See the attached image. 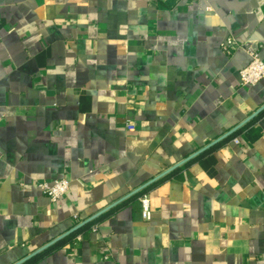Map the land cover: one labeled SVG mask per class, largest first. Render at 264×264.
Returning <instances> with one entry per match:
<instances>
[{
	"label": "crops",
	"instance_id": "0c3cea01",
	"mask_svg": "<svg viewBox=\"0 0 264 264\" xmlns=\"http://www.w3.org/2000/svg\"><path fill=\"white\" fill-rule=\"evenodd\" d=\"M251 52L264 0H0V264L259 110ZM60 178L51 202L37 183ZM151 184L149 221L132 195L34 264H264V108Z\"/></svg>",
	"mask_w": 264,
	"mask_h": 264
},
{
	"label": "built area",
	"instance_id": "2783aa9c",
	"mask_svg": "<svg viewBox=\"0 0 264 264\" xmlns=\"http://www.w3.org/2000/svg\"><path fill=\"white\" fill-rule=\"evenodd\" d=\"M233 44L232 39H227L223 45V49L229 51V47ZM261 80H264V61L259 58L256 52H251L247 64L239 71L240 86H252ZM126 128L128 130H133L134 126L131 123H127ZM234 141L237 142V139H234ZM37 186L51 202H56L68 192L70 181L66 178H60L55 179L52 182H38ZM138 201L141 209V218L145 221H149L151 217V210L148 195H141L138 198ZM75 217L76 216H74V218ZM95 229L96 225H93L92 230Z\"/></svg>",
	"mask_w": 264,
	"mask_h": 264
},
{
	"label": "water",
	"instance_id": "95a60500",
	"mask_svg": "<svg viewBox=\"0 0 264 264\" xmlns=\"http://www.w3.org/2000/svg\"><path fill=\"white\" fill-rule=\"evenodd\" d=\"M263 108H264V105L259 110H257L253 115H251L249 118H247L245 121H243L241 124H239L238 126H236L235 128H233L231 131H229L228 133L224 134L220 138L216 139L213 143H210L207 147L211 146L212 144L216 143L217 141H219V140L223 139L224 137L228 136L229 134H231L233 131H235L237 128H239L241 125H243L244 123H246L250 118H252L258 112H260ZM207 147H204V148H207ZM204 148L203 149H200L199 151H196L195 153H193L189 157H186L185 159L179 161L178 163H176L172 167L166 169L165 171H163L162 173H160L159 175H157L156 177H154L153 179H151V180L147 181L146 183L142 184L141 186H139L138 188H136L135 190H133L132 192H130L129 194H127L126 196H124L122 199L114 202L113 204H111L110 206H108L105 209L101 210L100 212L96 213L92 217H90V218L84 220L83 222L79 223L78 225L74 226L69 231L63 233L62 235H60L56 239H53L49 243L43 245L42 247H40L37 250L33 251L32 253L28 254L27 256H25L24 258H22L21 260H19L18 262L14 263V264H22L23 262L29 260L30 258H32L33 256L37 255L38 253L42 252L43 250H45L46 248H48L49 246H51L52 244H54L58 240L64 238L67 235H69L70 233H72L73 231H75L76 229H78L79 227L83 226L86 223H89L90 221H92L93 219H95L97 216H99L100 214H102L103 212H105L106 210H108L109 208H111L112 206L116 205L120 201H122V200H124V199H126V198H128V197H130L132 195H134L135 193H137L140 190L144 189L145 187H147L151 183L155 182L157 179L161 178L162 176L166 175L167 173H169L173 169L181 166L182 164H184L185 162H187L189 159H191L192 157H194L197 154H199L200 152H202L204 150Z\"/></svg>",
	"mask_w": 264,
	"mask_h": 264
},
{
	"label": "trees",
	"instance_id": "16d2710c",
	"mask_svg": "<svg viewBox=\"0 0 264 264\" xmlns=\"http://www.w3.org/2000/svg\"><path fill=\"white\" fill-rule=\"evenodd\" d=\"M152 187V184L148 185L147 187H145L144 189L140 190L139 192L135 193L133 195V198H139L141 195L146 194V192L148 191L149 188ZM102 215L98 218H95L92 220V222L86 223L83 226L79 227L78 229H76L75 231H73L72 233H70L65 239L62 240V243L68 239H70L71 237H74L77 233L86 230L88 227H90V224L92 223H96V221H98L99 219H101ZM60 244H55L52 246H49L48 248H46L45 250H43L42 252L38 253L37 255L33 256L32 258H30L29 260L23 262L22 264H34L37 260H39L43 255L51 252L53 249H55L56 247H58Z\"/></svg>",
	"mask_w": 264,
	"mask_h": 264
}]
</instances>
